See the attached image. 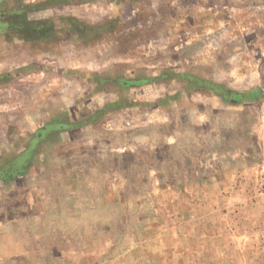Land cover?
<instances>
[{
  "label": "rangeland",
  "instance_id": "374dc122",
  "mask_svg": "<svg viewBox=\"0 0 264 264\" xmlns=\"http://www.w3.org/2000/svg\"><path fill=\"white\" fill-rule=\"evenodd\" d=\"M0 71L1 264H264V0H0Z\"/></svg>",
  "mask_w": 264,
  "mask_h": 264
},
{
  "label": "crops",
  "instance_id": "0c3cea01",
  "mask_svg": "<svg viewBox=\"0 0 264 264\" xmlns=\"http://www.w3.org/2000/svg\"><path fill=\"white\" fill-rule=\"evenodd\" d=\"M11 74L10 72H2L0 71V92H1V86L3 85L4 81L6 80V77H9ZM11 90V88H10ZM9 90V91H10ZM16 105V102L12 99H1L0 98V113H11L13 112V109ZM18 152V151H17ZM19 154V153H18ZM8 223V220H4L2 216H0V264L3 263L4 260L3 257H7L10 255H13L16 253V245L11 241L8 233L6 224ZM7 241V242H6ZM18 256V255H17ZM17 256L14 257V259H17Z\"/></svg>",
  "mask_w": 264,
  "mask_h": 264
}]
</instances>
